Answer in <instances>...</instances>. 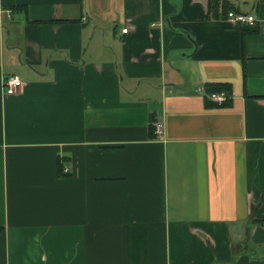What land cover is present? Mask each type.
<instances>
[{
	"label": "crops",
	"instance_id": "1",
	"mask_svg": "<svg viewBox=\"0 0 264 264\" xmlns=\"http://www.w3.org/2000/svg\"><path fill=\"white\" fill-rule=\"evenodd\" d=\"M0 264H264V0H0Z\"/></svg>",
	"mask_w": 264,
	"mask_h": 264
},
{
	"label": "built area",
	"instance_id": "2",
	"mask_svg": "<svg viewBox=\"0 0 264 264\" xmlns=\"http://www.w3.org/2000/svg\"><path fill=\"white\" fill-rule=\"evenodd\" d=\"M227 20L229 24H233V25H238V24L254 25L256 24L257 21L255 15L248 14L245 12H237L235 10H229L227 12ZM123 32L127 33L128 29L127 28L123 29ZM4 85L6 88L5 90L6 93L11 95L17 93L24 86V82L18 76H8L5 79ZM208 97L212 102L218 105H222L229 100V96L225 91L212 93ZM153 127L155 129V135L158 137V139L163 138L165 133V127L163 122L159 120L155 121L153 122Z\"/></svg>",
	"mask_w": 264,
	"mask_h": 264
},
{
	"label": "trees",
	"instance_id": "3",
	"mask_svg": "<svg viewBox=\"0 0 264 264\" xmlns=\"http://www.w3.org/2000/svg\"><path fill=\"white\" fill-rule=\"evenodd\" d=\"M12 11H23L24 13L27 14V6H15V7H13V10ZM207 91L209 92L208 93V96L210 94H212V93L225 91V92H227V94L229 96V100L231 98V94L229 93L231 91V86L228 83H219V84H211V85H208L207 86ZM208 99H209V97H208ZM229 100L226 103L222 104V105H218V104L212 102L209 99V101L211 103H213L215 105H218V106H224V105H226L229 102ZM58 172H59V174H62L63 173V166L61 164L58 165Z\"/></svg>",
	"mask_w": 264,
	"mask_h": 264
}]
</instances>
